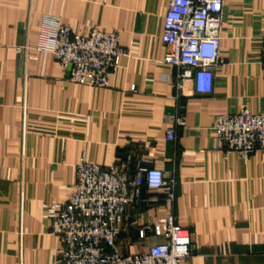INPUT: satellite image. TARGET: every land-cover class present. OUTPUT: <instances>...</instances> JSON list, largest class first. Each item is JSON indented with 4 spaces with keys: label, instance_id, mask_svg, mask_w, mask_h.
<instances>
[{
    "label": "crops",
    "instance_id": "0c3cea01",
    "mask_svg": "<svg viewBox=\"0 0 264 264\" xmlns=\"http://www.w3.org/2000/svg\"><path fill=\"white\" fill-rule=\"evenodd\" d=\"M168 3L0 0V264H59L63 244L47 212L73 193L83 162L131 178L159 169L176 182L173 201L145 188L127 210L117 236L123 253L163 242L139 232L173 216L192 234L182 264H264V149L241 158L212 130L224 113L264 114V0H225L209 94L196 93L192 81L176 89L162 42ZM50 20L80 35L95 27L120 33L127 54L108 88L71 83L50 53L17 55L36 46ZM173 117L184 125L171 142Z\"/></svg>",
    "mask_w": 264,
    "mask_h": 264
},
{
    "label": "built area",
    "instance_id": "2783aa9c",
    "mask_svg": "<svg viewBox=\"0 0 264 264\" xmlns=\"http://www.w3.org/2000/svg\"><path fill=\"white\" fill-rule=\"evenodd\" d=\"M224 5L225 0H169L162 42L167 48L164 62L176 71L177 91L182 82L192 81L196 93L212 92L220 62ZM262 41L264 46V34ZM32 51L52 54L71 83L97 89L110 86L112 72L127 54L118 31L95 27L80 35L55 20L41 26L35 47L20 46L17 55L35 60ZM168 122L166 139L172 142L184 121L173 117ZM212 130L226 150L241 158L264 149V114L248 109L224 113L216 118ZM175 187V180H167L159 169L139 168L131 178L115 166L83 162L77 166L73 193L47 212L52 233L63 244L59 264H182L191 254L192 234L177 225L173 216L139 232L141 238L147 232L163 237L161 243L137 254L123 253L117 243L127 210L141 203L145 188L165 190L167 200L173 201Z\"/></svg>",
    "mask_w": 264,
    "mask_h": 264
}]
</instances>
